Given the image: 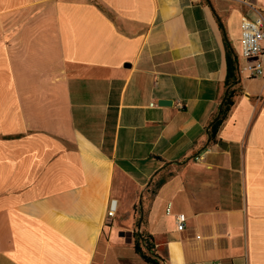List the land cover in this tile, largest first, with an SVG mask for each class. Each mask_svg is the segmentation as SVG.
Returning a JSON list of instances; mask_svg holds the SVG:
<instances>
[{
  "label": "crops",
  "instance_id": "crops-1",
  "mask_svg": "<svg viewBox=\"0 0 264 264\" xmlns=\"http://www.w3.org/2000/svg\"><path fill=\"white\" fill-rule=\"evenodd\" d=\"M259 11L0 0V264H148L139 241L160 264H264V81L240 28Z\"/></svg>",
  "mask_w": 264,
  "mask_h": 264
},
{
  "label": "built area",
  "instance_id": "built-area-1",
  "mask_svg": "<svg viewBox=\"0 0 264 264\" xmlns=\"http://www.w3.org/2000/svg\"><path fill=\"white\" fill-rule=\"evenodd\" d=\"M241 55L249 60L244 70L252 78H260L264 81V12L259 11V17L253 19L242 17L241 23ZM167 214L171 213V205L167 207ZM116 213V202L112 201L108 210V216ZM179 230L183 229V219L176 217Z\"/></svg>",
  "mask_w": 264,
  "mask_h": 264
},
{
  "label": "trees",
  "instance_id": "trees-1",
  "mask_svg": "<svg viewBox=\"0 0 264 264\" xmlns=\"http://www.w3.org/2000/svg\"><path fill=\"white\" fill-rule=\"evenodd\" d=\"M228 70H229V73H231L232 71V65L231 63L229 64V67H228ZM227 85H229V83H227ZM234 94L233 92L231 91L230 94L228 95L225 103H224V106H223V109H222V112H221V116L219 119H217L213 124H212V127H211V133H210V137L211 139L214 141L216 139V133L220 127V125L222 124V121L223 119L225 118L228 110H229V106L232 105V98H233ZM144 243H145V246H146V249L149 251V252H153L154 250V244H153V238L152 237H147L145 238L144 240ZM141 246V242H136L135 244V249L137 252L141 253L142 254V257L143 259L148 263V264H160L156 259H153L151 258L150 256H147L146 254L142 253V248L140 247Z\"/></svg>",
  "mask_w": 264,
  "mask_h": 264
},
{
  "label": "water",
  "instance_id": "water-1",
  "mask_svg": "<svg viewBox=\"0 0 264 264\" xmlns=\"http://www.w3.org/2000/svg\"><path fill=\"white\" fill-rule=\"evenodd\" d=\"M227 94H228V91L226 92V97H227ZM226 97H225V99H224V102H225V100H226ZM224 102H223V103H224ZM223 103H222V105H221V107H220V112H219V114H218L216 120L219 119L220 116H221V112H222V109H223ZM170 104H171V101H163V102H160V105H170ZM142 240H143V239H142ZM143 242H144V240H143ZM144 247L146 248L145 244H144Z\"/></svg>",
  "mask_w": 264,
  "mask_h": 264
},
{
  "label": "bare ground",
  "instance_id": "bare-ground-1",
  "mask_svg": "<svg viewBox=\"0 0 264 264\" xmlns=\"http://www.w3.org/2000/svg\"><path fill=\"white\" fill-rule=\"evenodd\" d=\"M256 17H259V12H257V16Z\"/></svg>",
  "mask_w": 264,
  "mask_h": 264
}]
</instances>
